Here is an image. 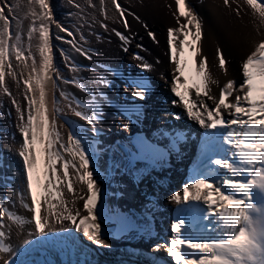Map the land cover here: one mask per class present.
Segmentation results:
<instances>
[{
	"label": "snow or ice",
	"instance_id": "obj_1",
	"mask_svg": "<svg viewBox=\"0 0 264 264\" xmlns=\"http://www.w3.org/2000/svg\"><path fill=\"white\" fill-rule=\"evenodd\" d=\"M175 2L178 27L167 30L170 62L174 64L170 91L178 98L172 103L182 104L187 118L204 130L205 142L195 175L183 186V196L176 193L170 197L181 206L182 214L170 223L168 241L153 247L156 250L165 248L173 264H264V39L243 60L242 80L239 83L227 81L217 97L211 91V85L217 81L208 71V58L203 56L200 47L202 21L186 0ZM223 2L231 6L230 0ZM28 3L33 6V19L25 44L19 21L13 29L16 6L0 0V94L11 97L17 113L16 128L21 140L16 154L21 168L14 175L23 177L24 185L15 191L21 206L31 213L30 218L21 216L6 207L5 200H0V254H4L0 255V264H28L20 259L22 250L27 251L37 243L36 238L56 233L54 225L65 221L82 230L95 245L110 247L102 238L99 210L102 188L92 167L96 150L90 151L91 145L85 147L75 132H70L67 141L64 140L57 123L62 109L55 92L59 91L60 97L68 101L76 117L92 126L93 139L98 132L96 126L102 121V101L82 104L60 89V83H71L88 91L75 77L72 80L64 78L54 63L52 25L72 37L65 40L56 35V40L71 45L76 53L89 60L92 55L78 43L73 31L55 19L50 0H28ZM111 3L124 28L128 29L127 10L119 0H111ZM246 3L259 14L260 23L264 24V0H246ZM100 11L107 18L104 0H100ZM235 11L240 15L239 4ZM179 17H184L185 22L181 23ZM101 27L107 29L106 24ZM113 32L125 45L128 43L124 33L115 29ZM148 35L156 40L153 32L149 31ZM180 36L183 39L177 43ZM79 40H85L83 34ZM185 48L189 50L195 73L191 85L187 80L182 81L189 66L184 58ZM123 50L128 49L124 47ZM60 54L66 62H71L63 49ZM134 58L141 61L137 67L142 71L151 70L152 65L143 63L142 56L134 54ZM216 58L219 68L226 71L227 60L219 47ZM78 69L79 65L75 64L70 68L73 72ZM9 77L16 82L26 107H22L10 91ZM100 79L108 84L104 77ZM131 87L134 98H146L148 84L143 78L133 80ZM47 90L53 91L51 116L47 108ZM104 95L103 91L99 93L100 97ZM73 103L76 107H72ZM127 111L129 115L135 113L137 105H131ZM182 118L181 114L175 115L177 120ZM124 127L127 128V124ZM181 138L177 134L176 139ZM144 147L141 142V148ZM133 155L138 158L139 150ZM77 184L81 186L79 190ZM65 187L72 194L70 201L64 197ZM78 201H82V209L77 207ZM13 226L21 231L25 226L29 229L19 247L10 242Z\"/></svg>",
	"mask_w": 264,
	"mask_h": 264
},
{
	"label": "bare ground",
	"instance_id": "obj_2",
	"mask_svg": "<svg viewBox=\"0 0 264 264\" xmlns=\"http://www.w3.org/2000/svg\"><path fill=\"white\" fill-rule=\"evenodd\" d=\"M186 4L191 6L202 21L203 37L200 47L203 56L208 58V71L212 78L217 81L211 85L212 94L216 95L217 93L218 97L219 89L227 81L235 80L239 83L242 80L241 64L255 50L260 40L264 39V24L260 23L259 14L246 3V0H234V2L230 0L231 6H226L223 0H186ZM237 4L240 5V15H237L235 11ZM123 7L127 10L128 29L124 28L123 22L119 18L120 24H106L107 29L98 27L84 33L85 41H80L75 34L78 43L89 49L92 55L91 60L76 53L71 47L66 52L71 60L79 65L78 70L80 72L76 79L86 86L88 91L84 92L71 83H60V89L69 93L70 97L82 104L102 101V121L96 126L98 132L93 139L92 126L73 114L68 107V101L60 97L59 91L55 92V96L60 99L62 113L57 123L60 125L59 131L65 141H67L70 132H75L84 141L85 147L91 145L89 150H96V155L92 159V167L95 169L102 193H105V205L131 206L132 202L144 203L145 198L135 195L136 191H144V195L148 196L150 203L164 205L165 212H167L170 207L177 204L170 197L176 193L183 196V186L187 183L184 170L181 167L177 171L174 169L151 170L150 174L144 177L137 169L144 167L143 171H146V166L138 164L132 170H128L126 162L120 155H117L112 139L131 133L141 121L153 123L161 121L163 124L171 123L173 125L184 124L194 127L196 130H202L196 122L187 118L182 104L172 103L178 98L170 91L174 64L170 62L167 30L178 27L176 20L179 13L175 0H137L135 4L129 6L124 4ZM137 16L140 18L139 20L136 19ZM179 19L181 23L185 22L184 17H179ZM160 22L166 24V27L158 28L157 25ZM145 25L154 32L155 41L148 36L144 29ZM28 27L29 20L25 22V30ZM113 29L128 37L126 45L115 35ZM179 39H183V37H178L177 43ZM139 43L143 46L142 48L134 47L135 44ZM124 47H127L128 50L124 51ZM218 47L227 60L226 71L219 68L216 58V48ZM134 54L142 56L143 63L152 65L151 70L142 71L137 67L141 61L136 60ZM184 58L189 61V66L186 68L182 81L187 80L188 85H191L195 79V73L191 63L192 58L187 48H185ZM30 63L31 61H29ZM64 69L66 66L62 65L61 75L72 80L73 78L63 73ZM25 77H27V72H25ZM101 77L108 81L107 85L101 82ZM141 78L148 85L150 83L156 85L154 82L158 83L161 90L151 92L148 89L144 100L134 98L131 82ZM7 79L12 94L20 101L22 107H26V101L23 100V95L17 89L16 82L10 77ZM101 91L105 93L103 97L99 96ZM156 93L159 94V96L157 95L160 97L159 100L155 98ZM52 97L53 91L47 90L49 116H51L53 109ZM206 102L209 105L212 104L211 101ZM133 104L137 105V111L129 115L127 109ZM72 107H76L75 103L72 104ZM147 108H154L153 113ZM176 114H181L183 118L175 119ZM16 124L17 113L11 104V97L0 94V200H5L6 207L10 210L30 218L31 213L21 206L15 191L24 185L23 177L14 175L21 168V160L16 154L21 137ZM125 124H127V128L124 127ZM76 187L79 190L81 186L77 184ZM63 191L65 199L72 200V194L67 192L66 187ZM27 202L31 203L30 197L27 198ZM53 202L55 203V201ZM77 207L82 209V201L77 202ZM100 223L103 229L106 224L102 218H100ZM54 227L57 231L67 229L68 232L80 235L84 240L95 245L83 234L82 230L76 229L70 222L65 221L63 224L54 225ZM167 227L168 225L165 224L162 228L167 229ZM28 230L27 226L23 231L13 226L10 242L14 246H21ZM18 232L19 235H17ZM166 234L168 235L169 232ZM36 239L39 241V238ZM105 243L110 247H100L104 250H113V252H117L119 247H124L127 244H135L132 242L129 233L122 235L119 239H114L111 235L105 240ZM140 243L135 245L138 246ZM25 252L22 250L21 260Z\"/></svg>",
	"mask_w": 264,
	"mask_h": 264
},
{
	"label": "rangeland",
	"instance_id": "obj_3",
	"mask_svg": "<svg viewBox=\"0 0 264 264\" xmlns=\"http://www.w3.org/2000/svg\"><path fill=\"white\" fill-rule=\"evenodd\" d=\"M137 0H119V3L123 7L124 4L132 5L135 4ZM9 4L10 1L7 0ZM51 5L53 7L55 19L60 22L62 25L67 27L69 30L73 31L78 38L81 34H84L90 30L97 29L98 27H101L102 22L105 24H115L119 23V14L117 13L115 7L112 5L111 0H104V7L107 9V18L105 15L100 11V0H50ZM78 4L80 5L79 8L75 7L74 5ZM18 5V6H17ZM62 5V6H61ZM94 5V7H93ZM15 12L14 15L17 19H13V29L15 30L16 24L19 21L21 25V31L23 34V40L25 44L27 43V30H25V22L29 20V26L32 22V16H31V10L32 5H29L28 0H20L18 3L14 4ZM56 6L60 7L61 10H58ZM124 8V7H123ZM36 10L38 11V6H36ZM61 14L59 18H57L56 14ZM12 19V17H9ZM27 20V21H26ZM103 23V24H104ZM158 28L166 27V24L164 25L163 22H160L157 25ZM53 31H54V37L52 36V44L57 45L55 48H59V50L54 51V63L56 66L61 70L62 65L66 66V69H64L63 73L68 75L71 78H76L79 75L80 70H77L75 72L71 71L70 68L73 64L76 65L74 61L71 60L70 63L66 62L60 54V50L63 49L65 52H67L71 45L64 43L62 40H56L55 36L60 35L64 37L65 40L72 39V37H68L66 33L60 32L59 29L55 27V25H52ZM146 32L149 31L153 32L149 26L144 28ZM151 29V30H149ZM154 33V32H153ZM145 34V33H144ZM149 36V35H148ZM56 40V41H55ZM141 40V38H139ZM85 41V40H84ZM33 43L35 44L36 41L34 40ZM139 44H135L134 47L136 48H142L137 47ZM35 50V49H34ZM54 50V49H53ZM15 63V61H13ZM63 63V64H62ZM21 71V70H18ZM25 75V72H24ZM217 96V93L216 95ZM148 111L152 112L154 111V108H147ZM152 109V110H151Z\"/></svg>",
	"mask_w": 264,
	"mask_h": 264
},
{
	"label": "trees",
	"instance_id": "obj_4",
	"mask_svg": "<svg viewBox=\"0 0 264 264\" xmlns=\"http://www.w3.org/2000/svg\"><path fill=\"white\" fill-rule=\"evenodd\" d=\"M12 4L18 3L20 0H9Z\"/></svg>",
	"mask_w": 264,
	"mask_h": 264
}]
</instances>
